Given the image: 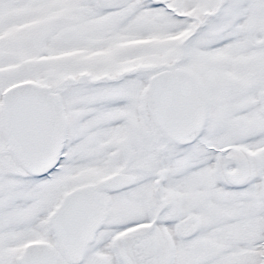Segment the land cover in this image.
I'll use <instances>...</instances> for the list:
<instances>
[{"label":"snow or ice","instance_id":"1","mask_svg":"<svg viewBox=\"0 0 264 264\" xmlns=\"http://www.w3.org/2000/svg\"><path fill=\"white\" fill-rule=\"evenodd\" d=\"M0 264H264V0H0Z\"/></svg>","mask_w":264,"mask_h":264}]
</instances>
